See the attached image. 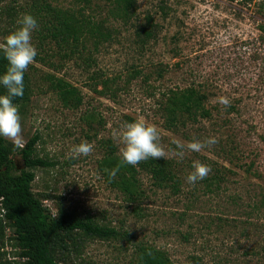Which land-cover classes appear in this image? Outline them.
<instances>
[{"label":"rangeland","instance_id":"rangeland-1","mask_svg":"<svg viewBox=\"0 0 264 264\" xmlns=\"http://www.w3.org/2000/svg\"><path fill=\"white\" fill-rule=\"evenodd\" d=\"M48 1L78 6L75 0ZM147 13L161 25L149 48L139 46L132 24L115 21L118 32L111 40L97 46L89 41L69 58L52 42L45 60L32 64V94L18 105L22 136L25 144L38 135L35 154L54 162L33 169L32 190L45 196L42 202L52 213L61 207L90 215L119 232L108 239L80 237L76 246L59 250L58 259L138 264L140 250L152 246L175 264H264V0H137L139 21ZM31 42L37 50L33 35ZM134 68L141 72L133 77ZM48 74L76 86L82 104L64 107L47 88ZM190 86L206 94L210 116L178 130L166 128L164 98ZM221 96L230 107L218 102ZM137 120L158 128L169 151L164 160L178 176L176 189L157 186L138 168L137 192L128 195L105 175L102 160L109 153L122 159L118 133ZM210 137L218 143L201 152L185 149L183 159L172 154L177 141ZM81 142L94 145L92 154L72 158ZM14 161L17 170L24 168L19 156ZM195 161L212 171L189 184ZM8 235L0 245V264H17L18 248Z\"/></svg>","mask_w":264,"mask_h":264},{"label":"trees","instance_id":"trees-1","mask_svg":"<svg viewBox=\"0 0 264 264\" xmlns=\"http://www.w3.org/2000/svg\"><path fill=\"white\" fill-rule=\"evenodd\" d=\"M75 1L78 6L61 7L48 0H30L25 5L16 0H0V35L5 36L16 30L18 20L24 14H31L38 24V28L32 33L38 40L39 47L35 60L44 61L49 54L47 46L50 47L52 42L59 54L69 58L81 49L85 50L89 41L97 46L102 41L111 40L118 32L115 21L133 25L134 35L142 49L149 48L161 33V25L153 14L147 13L139 21L137 0ZM160 10L165 19L166 9L161 6ZM104 14L107 15L103 16ZM259 30L264 33V24L259 26ZM6 68L7 61L0 54V75ZM32 69L33 66L30 65L24 74V94L14 98L16 105H23L32 94ZM132 71L133 77L141 72L137 68ZM156 72L161 76L162 68H157ZM44 81L64 107L75 109L82 104L80 90L69 81L53 74L46 75ZM5 93L6 90L0 85V94ZM206 99L205 93L192 86L170 90L162 106L166 128L178 130L190 120L208 118L210 111L205 107ZM38 140V135H34L22 148H16L10 141L0 137V245L5 241L6 232H9L7 238L18 248L17 264H69L58 259L59 250H66L69 244L76 246L80 237L108 239L115 238L119 232L113 227L100 224L90 215L82 216L61 207L56 213H52L43 204L42 197L45 196H38L32 190V182L36 177L33 169L52 167L54 162L35 154ZM16 155L24 164V168L20 170H17L14 161ZM120 163L121 159L113 153L104 157L102 164L107 178L109 172ZM138 168L151 174L157 186L176 189L177 173L171 163L163 158L148 159L135 167L123 165L111 182L128 195L136 194ZM211 178L216 179V176ZM261 201L260 204H264V199ZM138 264L175 263L163 250L148 246L140 250Z\"/></svg>","mask_w":264,"mask_h":264},{"label":"clouds","instance_id":"clouds-1","mask_svg":"<svg viewBox=\"0 0 264 264\" xmlns=\"http://www.w3.org/2000/svg\"><path fill=\"white\" fill-rule=\"evenodd\" d=\"M16 30L8 34L0 42V54L7 61L6 71L0 75V85L6 90L5 94H0V137L10 141L16 148L24 146L22 136L21 117L18 105L13 100L22 97L24 94V74L28 67L35 62L37 50L33 46L32 33L38 28L37 20L31 14H24L18 20ZM218 102L225 108L231 106V101L227 96L218 98ZM121 149V163L109 172V180L115 178L116 173L123 165L137 166L142 161L148 159H166L169 151H166L160 143L161 135L158 128L145 122L137 120L128 123L125 128L118 133ZM218 143L215 137L207 138L204 141L193 140L182 143L176 142V150H171L172 154L184 158L185 149L189 152H201L206 147ZM94 145L88 142H81L71 150V157L88 156L92 154ZM193 171L188 174L186 181L195 184L209 175L212 171L209 165L195 161L192 165ZM2 199V197H0ZM7 210H5V213ZM151 255V253H148Z\"/></svg>","mask_w":264,"mask_h":264}]
</instances>
